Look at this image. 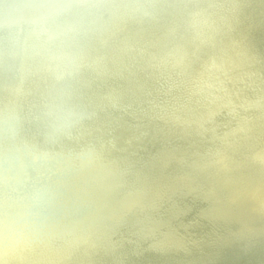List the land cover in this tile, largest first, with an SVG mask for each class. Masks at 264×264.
Wrapping results in <instances>:
<instances>
[{
    "label": "bare ground",
    "instance_id": "6f19581e",
    "mask_svg": "<svg viewBox=\"0 0 264 264\" xmlns=\"http://www.w3.org/2000/svg\"><path fill=\"white\" fill-rule=\"evenodd\" d=\"M26 1L0 10L34 58L0 68V264H264V0Z\"/></svg>",
    "mask_w": 264,
    "mask_h": 264
},
{
    "label": "water",
    "instance_id": "95a60500",
    "mask_svg": "<svg viewBox=\"0 0 264 264\" xmlns=\"http://www.w3.org/2000/svg\"><path fill=\"white\" fill-rule=\"evenodd\" d=\"M11 1H14L15 0H0V10H3V8L8 9L9 8V3ZM65 1V0H64ZM63 1V2H64ZM62 2V3H63ZM73 1L72 0H66V4L63 6V5H60V7H57V8H54L53 6L52 7H48L46 8V13L47 14H50V15H64V16H67L70 20V22L72 24H76V21L73 17V12L71 10V8H69L71 5H72ZM23 5H30V6H33V8H31L30 10L32 11H43L45 5H44V2L43 0H27L26 3H22ZM74 8H78L79 6L77 5H74L73 6ZM30 12L28 11H25L23 14H22V17L24 18L23 22L21 25H31V23L34 22V20L37 21V18L36 16H34L32 13L30 15H32L34 18L32 17H29L28 14ZM29 17V18H25V17ZM26 19V20H25ZM2 21H0V34L2 32H11L12 35L10 36H7L5 38V40H11L13 42H18V37H19V30H17L18 26L20 25L16 20L11 22V23H8L6 26H4L3 23H1ZM45 26H46V29H53V30H57V26L54 25L53 21H49V20H46L44 19L43 22H42ZM79 35L81 34V30H80V33H78ZM14 35V37H12ZM51 46H58V44H51ZM27 47V46H26ZM7 47H5L2 43H0V68L3 69L4 67L10 65L9 67L14 70L15 73H19V68H21V64L20 63H17V64H12V61L15 60V59H18V58H22L20 55H22L20 53L21 50H23V54L25 53L29 59H34L33 57H30L31 56V51L29 50L30 48H25L24 46H22L21 50H16L15 48H8V50H6ZM6 53V56H7V59H4V57L2 56L3 54ZM73 55V59L79 61L80 58H77L75 57L74 54ZM30 63L29 66L33 65L35 62H32V61H28ZM61 65H65L66 64V61H64L63 63H60ZM48 70H45L43 73H44V76L49 79V80H55L56 77H55V74L52 72V69H51V66H48ZM7 90V89H6ZM5 93H10L7 91H5ZM192 242H196V240H193ZM259 242L261 244L264 245V239H260Z\"/></svg>",
    "mask_w": 264,
    "mask_h": 264
}]
</instances>
